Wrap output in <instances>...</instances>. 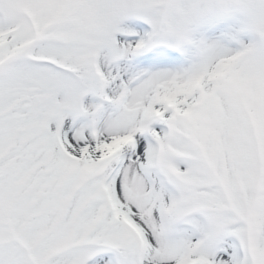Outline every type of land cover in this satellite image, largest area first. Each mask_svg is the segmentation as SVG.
Instances as JSON below:
<instances>
[{"label":"snow or ice","instance_id":"obj_1","mask_svg":"<svg viewBox=\"0 0 264 264\" xmlns=\"http://www.w3.org/2000/svg\"><path fill=\"white\" fill-rule=\"evenodd\" d=\"M0 264H264V0H0Z\"/></svg>","mask_w":264,"mask_h":264}]
</instances>
